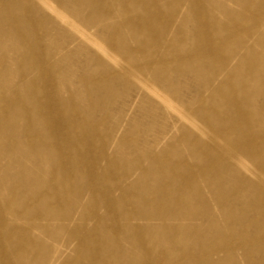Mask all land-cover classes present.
<instances>
[{
	"label": "bare ground",
	"instance_id": "bare-ground-1",
	"mask_svg": "<svg viewBox=\"0 0 264 264\" xmlns=\"http://www.w3.org/2000/svg\"><path fill=\"white\" fill-rule=\"evenodd\" d=\"M17 1L20 7L15 5L9 10L12 26L6 33L25 41L26 49H19V55L30 57L38 77L31 82L22 79L19 86L34 93L40 104L57 106L61 100L41 87V81L49 80L51 71L41 66L46 56L36 54L34 45L26 40L28 32L18 28V19L31 21L29 8L41 15V25H63L93 48L89 60L102 64L108 61L122 72L113 78L108 71H101L97 78L83 75L82 83L99 87L108 81L129 84L132 80L140 86L136 89L141 101L135 118L115 138L113 147L107 143L108 132L113 131L109 128L104 134L92 128H68L73 114L28 111L21 98H6L5 91L12 80L5 74L9 66L0 47V173L8 174L11 168V164L3 165V160L22 166L21 156L26 153L34 159L45 154L50 165H58L61 170L59 174L52 173L56 179L55 194L51 189L41 192V187L27 189L30 176L13 175L19 185L8 188L5 196L0 194V253L20 250L23 257H32L34 253L38 261L41 253L49 249L41 240L42 231L48 236L50 233L43 222L54 221L59 222L54 232H66L67 244L62 245L63 250L54 245L52 254L42 258L43 264H71L64 250L75 241L79 250H90L84 235L103 242L101 249L91 248V259L102 258L92 264L102 260V264H107L106 260L108 264H235L233 249L241 252L245 264H264V177L245 159L254 158L264 169V0H230L234 7L225 6L223 0H67L74 14L91 29L60 7L63 0ZM20 3H25L28 14L23 13L24 4ZM258 10L260 15L252 13ZM178 13V20L174 21ZM122 29L129 31V37ZM106 38L117 41L133 58L136 55L139 69L105 43ZM42 93L47 94L44 101ZM175 98H185L189 108ZM129 100L127 95L123 104ZM192 104L195 108H191ZM10 108L16 111L8 116L5 111ZM172 114L182 122L181 126L177 127V122L171 127L165 125ZM15 116L20 118V126ZM33 117L45 123L51 118L56 127L33 128L28 122ZM160 118L163 123H158ZM199 119L211 125L213 131L209 132ZM172 127L179 135L156 150L155 146L169 136ZM43 131L45 136L41 135ZM133 131L142 138L136 146L129 147L125 138ZM220 134L236 145H227V157L215 148L225 142L217 138ZM81 137L101 140L99 156L106 160L104 166L91 158L90 144L81 143ZM36 139L40 141L38 145L32 142ZM176 142L185 144L193 163L179 160L185 153L175 147ZM124 148L135 156L136 165L117 158ZM109 173L114 175L113 181L99 186L98 181L107 180ZM245 174L258 180L254 182ZM4 181L0 176V183ZM21 185L26 189L22 191ZM136 193L140 201L128 203L137 197ZM95 196L105 203L101 215L94 212ZM192 201L202 209L200 213L189 208ZM113 203L121 204L117 207ZM212 203L227 229L218 228L215 223L216 217L209 209ZM16 207L22 212L18 213ZM92 222L98 224L89 227ZM226 230L232 232L230 243L219 246L209 241L217 234L226 237ZM35 232H40V238ZM200 234L203 237H196ZM120 240L132 247L122 248ZM194 243L200 244L206 256L195 253ZM150 245L161 248V254L173 252L174 258L160 260L159 253H148ZM218 252H224V256L217 255ZM9 258L0 257V264H22Z\"/></svg>",
	"mask_w": 264,
	"mask_h": 264
},
{
	"label": "rangeland",
	"instance_id": "rangeland-1",
	"mask_svg": "<svg viewBox=\"0 0 264 264\" xmlns=\"http://www.w3.org/2000/svg\"><path fill=\"white\" fill-rule=\"evenodd\" d=\"M58 3L59 1L56 0ZM258 3L259 0H256ZM17 0H0V12H2L0 16V47L2 49V52L5 55L6 64L9 66V69L5 71L6 76L12 80V83L10 85V88L5 91V97L6 98H12L13 96H17V98H21L23 102L27 103L26 109L28 111H42L44 113L48 112H60V113H69L73 114L71 118L72 124L68 126V128L73 125L85 129H95L102 134L106 132V130H113L115 132H108L110 135V138L108 140V145L115 146V138L120 136L121 133L124 132V129L127 128L129 122L133 120L137 114V108L140 105L139 96L136 88H140V86L135 83L134 81L130 80L129 84H126L125 82L115 81L111 82L108 81L102 86H94L91 84L85 85L81 82L80 78L83 75H88L93 78H97L101 71H104L107 73V71L110 73V78H113L114 76H119V74H122L119 68L115 66L114 64L106 61V63L102 64L100 62H95L93 60H89V56L94 53L93 48H91L89 45L85 44L82 41H79L73 34V32L70 29L65 28L63 25H57L52 26L48 23H44L41 25V15L33 11V9L29 8V11H31V21L28 22L27 20L20 18L17 21V25L19 30L28 32V35L26 37V40L34 45L35 53L36 54H44L46 56V59L44 62H42V67H48L51 71L49 73V80L47 81H41V87L46 90L48 94H51L53 96L58 97V101H60L59 105H48L46 102L45 104L39 103L38 98L34 95V93H30L28 91H25L19 86L20 80L25 81H35L38 77L37 70L31 65L33 62L30 60V57L24 58L21 57L19 54V49L22 47L26 49V44L24 42H20L15 35L7 34L6 31L11 30V22L9 16L11 15L9 13V10L11 7L19 8L20 5ZM223 3L225 6H231L234 7L233 2L230 0H223ZM24 4V14H28L27 7L25 8ZM60 7L64 10H66L68 13H70L73 17H75L78 21L82 23L86 28L91 29V26L88 24H85L82 22V20L77 17L74 14V8L72 5L67 1H62V6ZM186 7V6H185ZM184 8V7H183ZM181 9V8H180ZM179 9V12L181 10ZM21 13V11H19ZM249 14V12H247ZM255 15H260L261 11H254L252 12ZM178 14H175L173 18L174 21L178 20ZM35 24V25H34ZM34 25V26H33ZM194 25H191V28H193ZM173 27V26H172ZM40 28H42L40 30ZM243 31V30H242ZM241 31V33H242ZM93 32V30H92ZM122 32L129 37V31L127 29H122ZM101 40L102 38L99 37ZM105 43L109 44L116 52H118L121 56H124L126 59V62L131 64L132 66L139 69L140 67V60L137 59L136 55L135 58L129 53H127L119 44H117V41H112L111 39H107L104 41ZM129 45L132 48H135V44L133 41H128ZM224 49V47H222ZM29 53V52H28ZM23 55V53H21ZM103 65V66H100ZM33 67V68H32ZM83 68V69H81ZM146 74V73H145ZM147 75V74H146ZM149 75V74H148ZM149 77L152 79V77L149 75ZM153 80V79H152ZM40 81V80H38ZM154 81V80H153ZM264 86V82L262 83ZM162 87V86H161ZM159 86V88H161ZM162 89V88H161ZM145 92V91H144ZM146 93V92H145ZM37 94V93H35ZM47 94L42 93L41 94V101L45 100ZM130 96V100L127 104H123L124 99L126 96ZM68 99H71V101L68 102ZM184 101L181 99L175 98L174 101L177 103H180L182 106L189 108L187 100L183 98ZM139 104V105H138ZM121 106L123 108H121ZM191 108H195V105L192 104ZM123 109V111H121ZM16 110H13L10 108L9 110L5 111V114L8 116L10 114H13ZM172 118L175 120H171L168 118L165 120V125L168 127H171L177 122V127L182 125L181 121H178L179 119L174 117L175 115H171ZM49 117V116H48ZM38 118V117H37ZM15 122H18L19 126L21 124V120L18 116L14 117ZM25 120V117L23 116L22 121ZM169 120V121H168ZM158 123H163L164 120L161 118L157 120ZM199 121L207 128L209 132L213 131V128L211 125L207 124L203 119ZM33 124V128H39L41 125V128L45 127H52L55 128L52 119L50 118L49 123L42 122L41 120H36L35 117L31 118L30 121H28ZM118 130V132H117ZM171 134V135H170ZM197 134V133H195ZM42 136L46 135V131H43L41 133ZM169 136L164 138L157 146H155L156 150H160L162 146L165 143H170L174 141L175 136L179 135V132L177 129L170 130ZM221 136H217V138L222 142L224 140L225 142L221 147H215L217 151H219L221 154H223L225 157H227V153L225 152V149L227 145L233 146L236 148V145L234 141L231 138H226L222 134ZM6 136V135H5ZM173 137V138H172ZM142 136L139 132L133 131L131 133H128L125 138V145H129V147H134L137 145V140L141 139ZM170 138H172L170 140ZM222 139V140H221ZM170 140V141H169ZM35 145H38L40 141L38 139L32 141ZM136 142V143H135ZM81 143L90 144V153L91 158L99 162V165L102 167L105 165L106 160L101 158L99 156V151H101V140H86L85 138L81 137ZM210 145L211 142H208ZM17 144V142H15ZM213 145V144H212ZM175 147L179 150L185 153L184 158L179 159L183 163L185 162H194L195 160L190 157L188 154H186V146L182 142H176ZM128 148H124L123 153L117 154L118 159H122L124 162H126L129 165H136L134 162L135 156H133L132 153L126 152ZM242 151V149H240ZM75 156V155H74ZM81 159V158H79ZM250 164L256 166L258 168V173H260L264 177V169L258 166V162L254 160L252 157H246L245 158ZM146 161L145 159L143 160ZM21 163L22 166L14 165L15 163L11 160L5 159L3 160V165L11 167L8 169V174L1 172L0 176H2L5 181L3 183H0V194L1 196H5L8 194V188H12L13 185L18 184V179L13 178L14 174H27L30 176L31 183L30 186L27 189L31 188H40L41 192H44V190H52V193L55 194V186H56V179L53 178L52 173L59 174L61 172L58 165L51 164L50 161H48L45 154L41 156V158L34 159L32 156L28 155L26 153L25 155L21 156ZM148 163H143V166H146ZM135 169V168H133ZM74 173V172H72ZM249 179L252 181H257L256 177L245 174ZM106 179H101L98 181V185H108L110 182L113 181L114 175L112 173L107 174ZM79 180L82 178L79 177ZM264 180V179H263ZM257 183V182H256ZM84 185V184H83ZM20 189L25 190L26 188L21 185ZM59 192L60 190L57 189ZM203 193L205 195L208 194V190L206 188L202 189ZM143 193H147V191H143ZM254 195V191L251 192ZM115 194H118V192H115ZM137 197L132 199L130 202H139V194H137ZM84 198V196H83ZM89 200H91V196L89 197ZM96 204L93 208L96 210L94 211L97 214H103L105 203L102 201L101 197L95 196ZM80 202L83 203V205H87V203L83 202L81 200ZM90 204V203H89ZM121 203H113L114 206L119 207ZM51 205L53 207H56L54 203L52 202ZM189 208L193 211V213L198 212L200 213L202 211L201 208L197 207V202L192 201L191 206ZM15 209H18V213H21L22 211L16 207ZM209 209L211 213L216 217L215 223L219 225L218 228H224L227 229V224H225L220 216V212L216 207L215 203H212L209 205ZM74 212V210H73ZM95 221V219H93ZM140 223H145V221L141 220ZM150 223H157L158 225L161 223L160 221H150ZM171 223H180L178 221H173ZM190 223V222H185ZM201 223V222H200ZM45 227L50 230L49 236L48 234H45V231L41 232V240H44L45 243L49 246V249L47 250V253H41V259L36 261L34 259V253L32 257H23L21 254L23 252L12 251V252H5L0 253V257H6L9 256L10 261H20L22 264H43L41 262L43 257H46L50 254H52L54 245H60L58 246V250L61 249L63 244H67L65 242L66 232L58 231L54 232V228L59 225V222L54 221H48L43 222ZM97 222H92L90 226L97 225ZM96 233V232H95ZM231 231L226 230V237L219 236L218 234L213 237H209V241L213 242V245H225L226 243H230L233 241V239L230 237ZM35 236H38L40 238V232H35ZM100 236V234L98 235ZM145 236H149V234L145 233ZM194 236V235H192ZM151 237V236H149ZM198 238L203 237V234H200L196 236ZM85 243H87L88 248L90 250L83 251L79 250L77 248V241L72 242L70 246L66 247L64 250L65 257L71 258V264L78 263V264H92L93 260H101V257H96L95 259H91L92 250H98L103 247V242H100L98 237H88L84 235ZM155 240V239H154ZM153 240V241H154ZM193 249L195 250V253L205 255L204 251L202 250L200 244L194 243ZM119 245L122 248L130 249L132 246L126 242L125 240H120ZM152 245H154L152 243ZM150 245L148 249V253L155 255L156 253L159 256L160 260H163L165 258L173 257V252L166 251L164 254H161L158 252L159 248L158 246H152ZM63 250V247H62ZM232 253L235 255L236 261L235 264H245L242 260V256L239 253L238 249H233ZM135 255H137V252H134ZM217 255L224 256V252H218ZM141 252H139L138 257H141ZM210 255V254H208ZM211 256H216L215 254H212ZM50 257V256H49ZM52 257V256H51ZM137 257V258H138ZM256 259H259V255H255ZM91 259V260H90ZM103 262V260H102ZM100 262V264H102ZM106 263L108 264V261L106 260ZM95 264H99L97 261Z\"/></svg>",
	"mask_w": 264,
	"mask_h": 264
}]
</instances>
